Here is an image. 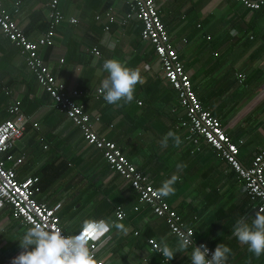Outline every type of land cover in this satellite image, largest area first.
Listing matches in <instances>:
<instances>
[{
    "label": "crops",
    "instance_id": "obj_1",
    "mask_svg": "<svg viewBox=\"0 0 264 264\" xmlns=\"http://www.w3.org/2000/svg\"><path fill=\"white\" fill-rule=\"evenodd\" d=\"M3 1L13 6L16 0ZM48 1L22 0L16 14L32 40L47 30ZM155 2L203 106L220 118L234 140L243 141L239 158L249 165L264 148V10L233 0ZM60 6L66 19L57 26L53 45L38 52L57 79L83 92L78 100L100 118L94 128L116 142L157 189L178 177L175 192L163 198L194 227L196 241L214 249L220 243L231 247L227 264H264V255L256 257L232 232L238 220L251 224L255 218L245 183L203 138L197 148L179 127L184 110H172L177 92L163 78L153 46L141 38V21L132 14L123 22L131 12L129 0H61ZM109 8L115 16L110 23L103 16ZM99 14L103 17L97 19ZM71 17L77 22H70ZM95 47L99 55L92 52ZM109 58L141 73L144 83L136 86L130 104L111 105L97 97L107 76L102 65ZM17 100L22 113L38 122L10 151L23 158L18 177L39 176L37 197L56 206L65 233H75L87 220L110 222L120 206L126 217L115 223L127 231L113 227L105 234L98 253L105 264H191V246L171 261L151 247L150 238L160 247L163 239L174 249L180 240L165 218L139 200L131 182L111 169L102 151L53 106L18 47L0 31V123L14 117L7 109ZM170 131L179 143L171 137L163 143ZM28 228L10 206L0 205V264H12L22 251L18 239Z\"/></svg>",
    "mask_w": 264,
    "mask_h": 264
},
{
    "label": "built area",
    "instance_id": "obj_2",
    "mask_svg": "<svg viewBox=\"0 0 264 264\" xmlns=\"http://www.w3.org/2000/svg\"><path fill=\"white\" fill-rule=\"evenodd\" d=\"M233 1L241 3L246 8L264 10V0ZM58 2L59 0H52L49 3L47 30L38 40H32L16 21V14L20 11L21 3L17 1L12 8H7L3 0H0V30L18 47L20 54L25 58L28 69L49 94L53 106L58 111L64 112L80 128L84 140L89 145L102 151L112 170L131 182L138 193L139 200L151 206L153 213L165 218L171 232L179 240L181 237L188 238L192 249L203 244L210 251H214L215 249L205 241L195 240L194 227L186 224L179 212L171 208L169 203L159 196L157 188L151 183L149 177L137 168L123 153L121 147L94 128V121L100 118L92 116L78 100L83 92L76 88H69L57 79L39 54L38 50L42 46L53 45L56 28L61 21L66 19L61 9L58 8ZM129 3L131 12L126 15L123 22L126 23L132 14H135L141 21V38L153 46L160 62L163 78L177 92L178 105L172 110L176 111L180 107L184 110V116L179 117V127L185 129L186 138L197 145V148H199L200 138H203L245 183L250 202L254 204L253 207L257 206V211H264V148L254 155L249 165L243 164L239 158L240 144L243 141L234 140L223 127L220 118L203 106L155 0H129ZM103 16L109 23L115 21L112 8L105 11ZM103 16L99 14L96 18L100 19ZM68 19L72 23L77 22L76 18ZM109 28L110 25H106V29ZM92 52L100 54V50L96 47L92 49ZM239 77H244V74H239ZM97 97L103 99L100 88L97 90ZM7 110L14 117L0 123V205L10 206L13 215L29 227L32 226L30 221H36L47 225L49 229L60 227L62 234L66 236L80 234L83 227L73 234L65 233L61 227V219L56 206L38 199L39 176L18 177L17 166L23 158H16L10 151L27 131L28 126L32 125L37 128L38 122L22 113L19 100L13 102ZM125 217V210L118 206L114 219L110 222L123 220ZM106 240L107 236H103L99 240L89 241V248L94 253L96 264H105L98 253L104 247ZM148 242L153 249L158 251L160 246L155 239L150 238Z\"/></svg>",
    "mask_w": 264,
    "mask_h": 264
},
{
    "label": "clouds",
    "instance_id": "obj_3",
    "mask_svg": "<svg viewBox=\"0 0 264 264\" xmlns=\"http://www.w3.org/2000/svg\"><path fill=\"white\" fill-rule=\"evenodd\" d=\"M102 69L107 73L100 88L105 102L111 105H117L121 101L130 104L135 98L136 86L144 83L140 71L127 66L117 58L106 59ZM170 137L177 143L180 142L179 137L170 131L165 135L163 143L166 144ZM177 179L178 177L173 175L163 181L157 189L159 196L172 195L175 192L173 185ZM30 223L32 226L27 229L22 238L18 239L22 251L14 257L12 264H96L94 253L89 248V241L99 240L113 227L127 231L122 223L109 222L105 219L87 220L80 234L69 236L62 234L60 227L49 229L41 222L30 221ZM232 232L238 242L247 245L248 250L256 257L264 255V211H257L251 224L245 219L238 220ZM190 243L188 238L181 237L174 249L162 239L158 251L165 259L171 261L177 252L187 253ZM231 253V247L220 243L214 251H210L203 244L195 246L188 255L191 264H227Z\"/></svg>",
    "mask_w": 264,
    "mask_h": 264
},
{
    "label": "trees",
    "instance_id": "obj_4",
    "mask_svg": "<svg viewBox=\"0 0 264 264\" xmlns=\"http://www.w3.org/2000/svg\"><path fill=\"white\" fill-rule=\"evenodd\" d=\"M17 1H19L20 3H22V0H16L15 2H17ZM52 0H49L48 2H47V10H48V8H49V3L51 2ZM60 1L61 0H59V2H58V8H60L61 9V11L63 12V10H62V8H61V6H60ZM3 3H4V1H3ZM4 5L7 7V8H12V6H7L5 3H4ZM63 14H64V12H63ZM65 15V14H64ZM66 17V16H65ZM65 20V19H64ZM62 22V21H61ZM60 22V23H61ZM18 23V22H17ZM59 23V24H60ZM1 31V30H0ZM2 32V31H1ZM27 35V34H26ZM28 36V35H27Z\"/></svg>",
    "mask_w": 264,
    "mask_h": 264
},
{
    "label": "water",
    "instance_id": "obj_5",
    "mask_svg": "<svg viewBox=\"0 0 264 264\" xmlns=\"http://www.w3.org/2000/svg\"><path fill=\"white\" fill-rule=\"evenodd\" d=\"M257 210H258V207L257 206H254L253 208H252V211H253V215H255L256 214V212H257Z\"/></svg>",
    "mask_w": 264,
    "mask_h": 264
}]
</instances>
